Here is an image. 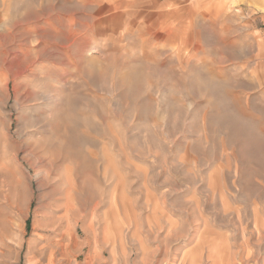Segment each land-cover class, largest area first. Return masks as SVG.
<instances>
[{"label": "rangeland", "instance_id": "rangeland-1", "mask_svg": "<svg viewBox=\"0 0 264 264\" xmlns=\"http://www.w3.org/2000/svg\"><path fill=\"white\" fill-rule=\"evenodd\" d=\"M0 264H264V0H0Z\"/></svg>", "mask_w": 264, "mask_h": 264}]
</instances>
